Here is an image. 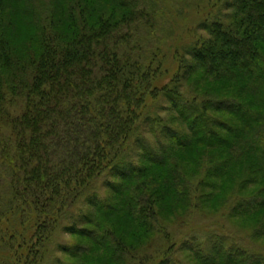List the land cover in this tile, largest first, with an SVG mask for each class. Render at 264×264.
<instances>
[{"label":"trees","instance_id":"16d2710c","mask_svg":"<svg viewBox=\"0 0 264 264\" xmlns=\"http://www.w3.org/2000/svg\"><path fill=\"white\" fill-rule=\"evenodd\" d=\"M6 1L0 264H49L54 250L63 264H181L166 221L231 202L264 241V0H225L169 81L154 0H12L31 30L22 44ZM185 248L194 264H264L222 238Z\"/></svg>","mask_w":264,"mask_h":264},{"label":"rangeland","instance_id":"374dc122","mask_svg":"<svg viewBox=\"0 0 264 264\" xmlns=\"http://www.w3.org/2000/svg\"><path fill=\"white\" fill-rule=\"evenodd\" d=\"M155 14L157 15L155 31L152 36L153 43L160 47L162 57H165L164 68L168 71L165 76L169 81L172 75L177 71L178 65L175 56L182 53L183 50L194 44L199 39L206 38V33L201 31L199 25L202 21L210 20L215 17L218 12L222 15L227 14L225 11V0H154ZM24 3L7 0L5 7H8V15L12 17V27L6 28V34L14 43L22 44L31 34L28 20L22 18L18 13L23 10ZM5 11H3V14ZM191 79L185 84V90ZM167 107L166 102L160 103ZM162 118L168 117L165 113H161ZM116 182L111 176L103 178L98 186V192L103 196L108 195L106 187L107 182ZM235 202H231L222 208L195 209L190 213L179 214L171 217L166 221L168 233L171 241L176 245L177 253L175 258L181 264H194L187 259V255L183 251L187 244H200L206 250L211 247L215 238L225 239L227 245L242 247L252 252L264 253V241L251 239L250 230L242 223L230 217V208ZM88 208V207H86ZM81 241L74 236L59 234L57 236V244L73 245ZM54 249V248H52ZM49 259V260H48ZM60 259L63 263L71 261L65 255L55 252L48 255L46 263L56 264L55 260Z\"/></svg>","mask_w":264,"mask_h":264}]
</instances>
